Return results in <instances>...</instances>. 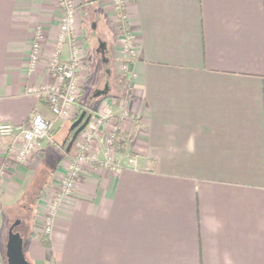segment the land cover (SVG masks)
Instances as JSON below:
<instances>
[{
  "label": "crops",
  "instance_id": "crops-1",
  "mask_svg": "<svg viewBox=\"0 0 264 264\" xmlns=\"http://www.w3.org/2000/svg\"><path fill=\"white\" fill-rule=\"evenodd\" d=\"M111 2L85 5L77 37L88 50L96 41L103 63L108 54L117 59L102 95L118 88L113 76L118 60H128L127 33L137 42L123 99L112 104L113 115L126 107L136 117L121 126L126 151L113 152L123 168L96 167L80 177L56 206L49 244L23 237L27 259L264 264V0H124L126 22L118 30L111 27ZM56 11V0H0V124L22 126L36 112L53 117L28 88L52 81ZM38 31L43 50L32 66ZM69 118L55 121L42 157L25 163L17 160L14 138L0 134V226L9 219L8 226H32L24 212L41 220L51 205L50 187L67 172L73 150L62 147V159L50 166L47 150Z\"/></svg>",
  "mask_w": 264,
  "mask_h": 264
},
{
  "label": "built area",
  "instance_id": "built-area-1",
  "mask_svg": "<svg viewBox=\"0 0 264 264\" xmlns=\"http://www.w3.org/2000/svg\"><path fill=\"white\" fill-rule=\"evenodd\" d=\"M111 1L119 22L122 24L125 23L126 14L124 12V0ZM58 2L62 9L61 22H59L58 25L59 32L56 33L55 48L48 62V72L51 75L52 81L46 85L30 86L28 88L30 93L39 94L44 98L49 105L53 117L48 118L42 113L36 112L29 122L22 126H15L11 122H2L0 124V134L3 136H12L14 138L13 145H15L14 149L17 152V160L21 163L27 162L30 158L38 157V155L41 154L40 152H42L43 142L50 137L55 121L61 117H70L77 109L79 50L81 45L77 35L75 37L71 35L77 19L76 4L74 0H58ZM41 40L42 37L38 31L30 54L32 66H35L42 55L43 44ZM66 45L69 55L67 58H64L62 54L64 46ZM123 45L128 60L123 64L122 70L127 74L131 69L130 61L136 56L138 51V45L132 33H127V36L123 40ZM128 92L130 93V89ZM106 103L109 102H104L105 105ZM109 104H107L109 109L106 110L104 113L105 115L100 118H95V121H99V123L93 127V121V124L90 126L91 128L83 132L87 134V142H79L78 145L80 148L78 153L75 154L74 158L70 161V165L65 173L66 175L59 181L60 191H58L54 199V207L58 205L63 196L71 195L74 192L76 182L84 171V165L96 161L94 160L96 156L92 152V150L96 151V149L93 148V144L99 142V144H104L106 149L109 148L107 144L112 140V137L108 135V129L101 128V123H103L108 116H113V101ZM123 105L125 106L124 103ZM124 109L125 110L121 114L122 118L129 114L127 108L125 107ZM82 111L88 113L86 109ZM89 114L92 117V113ZM79 135L80 133L77 138ZM79 140L82 141L81 139ZM104 157V159L100 160V163L105 167L114 171H119L123 168L120 161L112 158L111 155L104 152ZM50 230L51 223H48L47 231Z\"/></svg>",
  "mask_w": 264,
  "mask_h": 264
},
{
  "label": "rangeland",
  "instance_id": "rangeland-1",
  "mask_svg": "<svg viewBox=\"0 0 264 264\" xmlns=\"http://www.w3.org/2000/svg\"><path fill=\"white\" fill-rule=\"evenodd\" d=\"M57 1V8L58 11L55 12V15L59 22H61V16H62V9L61 6L59 5L58 0ZM93 2V0H74L75 2V6H76V24H75V28L73 29L72 32V37L76 36L78 31L82 28L83 25V20L86 14V4H88L89 2ZM90 2V3H91ZM89 3V4H90ZM112 5V2H111ZM108 6H105V8ZM110 9L112 14L114 15V20H111V27L113 29L118 30L120 28V26H122L121 22H119L116 13L113 11V5L112 7H108L107 10ZM59 25V23H58ZM59 29H57V32ZM83 45L81 46L80 50H79V71H78V100H77V109L71 114L70 118H69V123L68 124H63L62 127L58 130V132L55 135V139H56V143H51L49 149L47 150L48 155H49V166L50 165H57L60 160L63 157V148L62 147H66L69 142V139L71 138L72 134V129H71V124L73 122V119L75 117L78 116V114L86 109L87 110V115L89 113H92V117L90 118V121L88 123V125L80 132V135L78 138L75 139V141L73 142L71 149L73 150V152H71V154H69V161H68V167L70 165V161L74 158L75 154L78 153L79 151V142H87V134L83 133L84 131H86L87 129L91 128L90 126L93 124L94 121V125L93 127H95L99 121H95V118H100L101 116H104L105 112L107 109H109L108 105L111 101H113L115 99V102H121V99H123L122 97H120L122 94L121 91V87L124 85V81L123 79H125L124 72L122 70V66L124 64V61L119 59V70L118 73L115 74V77L113 76V80H114V85H116L117 90L113 91V90H109L108 93L102 95L105 91H107L109 89V85L110 84H106V86H104L105 82L107 81L108 77H110L112 79V76H108L109 72L110 74L115 70V58L112 54H108V58H105V63L102 62V57L100 54H98L97 51V42L94 41L93 42V47L90 48V50H88V43L85 42L84 38H83ZM92 44V42H91ZM90 44V45H91ZM67 48V45L65 46L64 50H63V57L67 58L69 53L65 52V49ZM107 69V71H106ZM122 80V82L120 81ZM112 89V88H111ZM120 92V93H119ZM118 93V94H117ZM121 94V95H120ZM101 96V101L99 103H96L97 101L94 100L93 97H98ZM123 101V100H122ZM104 102H109L106 103V105L104 104ZM125 104V102H124ZM110 106V104H109ZM125 109L121 110L120 117L113 115L108 116L102 124L101 128L104 129H108V135H110L112 137V140H110V142L107 144V146L109 148L105 149L104 151L101 150H92L93 154L96 156L94 160L96 161H92L90 164L88 165H84L83 169L84 171L82 172V176L83 175H87V174H91L89 172H93V169L97 168H105V169H109L107 167H105L103 164L100 163L101 159H104V154H102L103 152L109 154L112 156V158L116 159L114 157L113 152L116 150L119 153H123L124 151H126V148L124 150L120 149L118 147V142L117 140L120 139V133L121 132H125L124 131V127H121L122 124L124 123L125 120H132L135 117V115L133 116V114H128L125 117H121L122 112ZM98 111V112H97ZM56 129L53 127V130L51 131V133L53 131H55ZM82 134V136H81ZM84 134V135H83ZM85 136V138H84ZM79 139H81L82 141H80ZM42 154H39L37 158L42 157ZM103 155V156H102ZM37 162L40 163L41 161L39 159ZM117 160V159H116ZM96 162L98 163V165L96 164ZM93 164V166H92ZM111 170V169H109ZM95 172V170H94ZM66 174L63 175V177ZM80 176V177H82ZM62 177V178H63ZM80 177L78 178V180L80 179ZM42 178V177H39ZM77 180V182H78ZM76 182V183H77ZM60 185L59 184H52L50 187V195H52L50 197L51 201H50V206L48 209H46L44 212V214L40 219H37L35 216L32 215V212H28L25 213L24 212V219H26L28 221L29 224H31L32 226H16L14 231H18L22 237L26 238L27 237H32L33 236H37L40 238V240L42 241V235H46L48 237V234L50 233V231H47V225L48 223L51 222L50 217L52 219L53 215H55L56 213V207H54V199L56 198V195L58 193V191H60ZM76 187V185H75ZM74 187V189H75ZM25 201L27 203H32L33 202V198H31V194H29L28 196H26ZM9 216L10 214L7 213ZM7 215V216H8ZM13 222V221H12ZM7 224L11 223V220L9 219L8 221H6ZM4 225V226H0V254L2 256V261L1 264H8L7 260H6V256H5V242H6V237L8 234V230L9 227L8 225ZM13 225V223H12ZM32 233V234H31ZM31 235V236H30ZM43 242V241H42ZM27 244V242H26ZM25 244V245H26ZM25 253H26V247H25ZM6 261V263H5Z\"/></svg>",
  "mask_w": 264,
  "mask_h": 264
},
{
  "label": "water",
  "instance_id": "water-1",
  "mask_svg": "<svg viewBox=\"0 0 264 264\" xmlns=\"http://www.w3.org/2000/svg\"><path fill=\"white\" fill-rule=\"evenodd\" d=\"M90 118V114L87 115L86 111H82L80 116L72 123L71 129H75V132L69 142V149L78 134L88 125ZM6 256L8 264H31L25 254L24 239L18 231L13 230V226L8 231Z\"/></svg>",
  "mask_w": 264,
  "mask_h": 264
},
{
  "label": "trees",
  "instance_id": "trees-1",
  "mask_svg": "<svg viewBox=\"0 0 264 264\" xmlns=\"http://www.w3.org/2000/svg\"><path fill=\"white\" fill-rule=\"evenodd\" d=\"M81 113H82V111L78 114L77 117H75V118L73 119V122H74V121L80 116ZM73 122H72V123H73ZM74 132H75V129H73L72 132H71L72 136H73ZM119 135H120V139L117 140V142H118V147H119L120 149L124 150L125 147H126L127 141H128V135H127L125 132H121ZM72 136H71V138H72ZM71 138L69 139V142H70ZM69 142H68L67 144H69ZM31 234H32V233H31ZM30 236H31V235H30ZM32 236H33V235H32ZM42 241H43L46 245L49 244V240H48V237H47L46 235H42Z\"/></svg>",
  "mask_w": 264,
  "mask_h": 264
},
{
  "label": "flooded vegetation",
  "instance_id": "flooded-vegetation-1",
  "mask_svg": "<svg viewBox=\"0 0 264 264\" xmlns=\"http://www.w3.org/2000/svg\"><path fill=\"white\" fill-rule=\"evenodd\" d=\"M11 227H12V226L9 227V230H10ZM15 227H16V226H13V230L15 229ZM9 230H8V231H9ZM7 237H8V234H7ZM7 237H6V241H7ZM6 259H7V256H6Z\"/></svg>",
  "mask_w": 264,
  "mask_h": 264
}]
</instances>
